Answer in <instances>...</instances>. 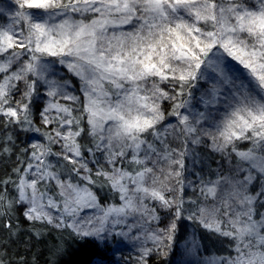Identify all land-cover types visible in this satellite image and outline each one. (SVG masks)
<instances>
[{
    "label": "snow or ice",
    "instance_id": "snow-or-ice-1",
    "mask_svg": "<svg viewBox=\"0 0 264 264\" xmlns=\"http://www.w3.org/2000/svg\"><path fill=\"white\" fill-rule=\"evenodd\" d=\"M72 77L80 95L69 90ZM41 96V124L55 127L42 133L47 143L24 149L15 180L0 181V208L25 205L26 219L84 239L132 234L141 241L137 264L173 250L176 221L188 211L228 241L226 254L202 264H264V0H0L3 128L40 132L33 108ZM205 140L228 159L229 174L194 173V191L218 203L191 200L189 211L188 146ZM94 187L119 202L101 204ZM86 209L92 214L81 218ZM158 209L171 219L151 228L161 223ZM190 243L196 256L201 245L195 236Z\"/></svg>",
    "mask_w": 264,
    "mask_h": 264
},
{
    "label": "trees",
    "instance_id": "trees-1",
    "mask_svg": "<svg viewBox=\"0 0 264 264\" xmlns=\"http://www.w3.org/2000/svg\"><path fill=\"white\" fill-rule=\"evenodd\" d=\"M203 87H207L203 84ZM71 88L77 95L79 92V81L75 77L71 78ZM194 94L199 97V92L195 89ZM196 101H193L195 104ZM44 105V98L41 96L38 99L37 104L33 108V125L41 129L40 133L51 131L55 125L43 126L41 124L39 112ZM165 114L170 109L169 102L165 101L162 104ZM198 111H203V105H199ZM168 121L174 122V118L168 117ZM40 135V142L47 143L44 137ZM7 135L13 137V143H5ZM31 136H27L26 131H22L19 128H13L5 130L2 123H0V145L9 147V152H3L0 150V181L7 180L11 177L16 179V174L13 169L17 167H23L21 161L26 160L27 153L24 149L29 148ZM82 144L90 145L91 141L88 138L81 139ZM176 143L172 144V147H176ZM248 145L242 144L240 147L243 149ZM189 155L185 160L186 170L184 177L187 175L192 182V186L185 185L184 200L185 208L189 211L195 208V205L189 203L191 200H197L202 204L205 199L199 192L195 190L196 185L199 184L197 175L204 177L205 180H214L217 174L229 173L230 164L228 159L223 157L219 152H214L208 147V142L205 140L200 145L189 144ZM53 152L60 151V147L52 145ZM99 156V154H98ZM101 163L103 164V156H99ZM49 160L56 161V157H49ZM93 172H95V167ZM106 167V165H105ZM107 169V168H106ZM255 191V187L251 189ZM3 191V187H0V192ZM93 191L96 193L101 204L106 203H118V194L113 193L107 187L100 188L94 187ZM8 199H12L16 196V192L11 184L7 185ZM210 200V199H209ZM204 205V204H203ZM23 205H13L11 208H0V264H99L100 260L111 258V254L114 245L124 244V239L129 236L122 237L119 235L113 236L110 233L106 234V241L100 238H81L71 228H57L54 224H48L40 221H30L25 218ZM161 216V223L151 225V228L165 227L171 217L165 216L163 209H158ZM188 211L184 213L180 220L176 221V242L173 245V250L167 255L154 254L149 264H175L180 259L182 254V247L180 244L186 239H192L195 236L196 240L200 243L201 247L197 251L196 256L199 264L205 257L215 254L217 256L226 254L228 248V241L226 238H219L216 235L208 232L199 223L198 220L187 219ZM68 220L67 222H69ZM6 224H10V227H6ZM124 231L117 227L112 229L113 232ZM127 232V229L126 231ZM191 241V240H190ZM124 248V246H122ZM121 254V253H120ZM131 255L127 253V257Z\"/></svg>",
    "mask_w": 264,
    "mask_h": 264
},
{
    "label": "rangeland",
    "instance_id": "rangeland-1",
    "mask_svg": "<svg viewBox=\"0 0 264 264\" xmlns=\"http://www.w3.org/2000/svg\"><path fill=\"white\" fill-rule=\"evenodd\" d=\"M69 90L70 91H74L73 88H71V87L69 88ZM76 93L77 92H75V94ZM44 103H45V98H44ZM203 110H204V108H203ZM33 126L37 127L35 125H33ZM26 132H27V136L28 137H30V136L32 137L31 140L29 141L30 144L33 143V142H37V141L40 142V135H39V134H41L40 132H34V131H26ZM44 140H45V138H44ZM57 146L59 147V145H57ZM103 161H104V159H103ZM109 167L110 166L106 165L105 168H109ZM222 174L223 175H228L229 173L225 172V173H222ZM191 180H192V178L190 179L189 176L187 177V175H186L185 179H184V182H185L186 185L187 184L189 185V182ZM214 203H218V202L217 201H213L211 198H208L207 200L204 199L202 201V204L209 205V206L213 205ZM25 208H26V206L23 205L24 211H25ZM92 212H93V210L86 209L84 212L80 213V217L81 218H86L87 216L91 215ZM53 215L55 216V215H57V213L55 211H53ZM69 222H71V221H69ZM125 231H126V228H124V232ZM131 235L132 234H130L129 238L123 240L125 242L123 245L122 244L114 245L115 249L112 252L114 254H111V258H110V255H109V258H107L105 260L104 259L100 260L99 264H137L138 250H139V248L141 246V241L132 239ZM190 240L191 239L188 238L185 241H183L182 244H180V246L182 247L181 248L182 249V254L180 256V259L177 260V262L175 264H199V261L197 260V258H194V256H191V255L188 254L187 250L192 247V245L190 243ZM121 245L124 246V248H122ZM147 246H152L150 241L147 243ZM130 252H131V255L129 257H127V253H130Z\"/></svg>",
    "mask_w": 264,
    "mask_h": 264
}]
</instances>
